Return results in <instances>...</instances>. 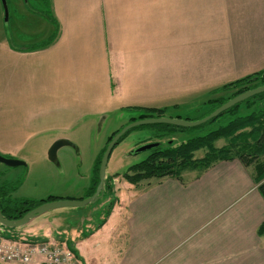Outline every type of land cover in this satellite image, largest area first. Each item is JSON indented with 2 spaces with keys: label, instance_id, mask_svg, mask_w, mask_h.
Instances as JSON below:
<instances>
[{
  "label": "rangeland",
  "instance_id": "1",
  "mask_svg": "<svg viewBox=\"0 0 264 264\" xmlns=\"http://www.w3.org/2000/svg\"><path fill=\"white\" fill-rule=\"evenodd\" d=\"M5 1L6 21L0 3V46L10 50H0V156L24 165L8 167L0 163V186L5 183L4 190L9 191L11 201L16 204L36 202L49 195L86 199L83 192L93 178L94 164L107 137L129 118L141 114L129 106L154 105L166 108L165 118L196 121L207 113L206 108L198 110L213 91L247 75L264 73V36L252 38L254 46L260 49L259 57L253 60L238 56L239 52L224 53V0H159L166 5L172 2L182 11V15L166 21V26L188 28L180 39L184 43L187 40L191 47L185 45L176 52L166 48L165 93L155 98L145 93L142 85L126 77L119 64H115L118 83L111 76L113 70L109 66L92 73L96 64L82 62L87 50L79 37L72 49H65L67 42L63 41L64 49L49 52L46 62L44 55L19 59L12 52L13 47H29L45 41L51 35L50 30L54 35V27L47 23L44 29L42 21L52 17L51 0ZM34 13L42 19L32 18ZM44 30L47 36L39 37ZM56 40L57 36L52 44ZM102 68L103 75L99 76ZM223 122L219 120L209 129ZM154 131L151 125L134 127L112 149L105 174L118 175L111 180V191L88 210L89 213L102 208L94 222L105 216V203V206L113 204L114 187L129 185L120 174L146 157L147 151L134 152L154 142L151 139ZM190 136V133L174 132L160 142L163 147L169 142L177 145ZM57 139H65L68 144L60 147L51 161L47 153ZM223 144L219 141L216 146ZM202 155L198 152L195 158ZM47 216L50 215L44 213L32 220L29 230L34 233L31 235L25 233L29 224L18 228L21 231L0 226V235L23 243L43 241V235L38 234L50 229Z\"/></svg>",
  "mask_w": 264,
  "mask_h": 264
},
{
  "label": "crops",
  "instance_id": "2",
  "mask_svg": "<svg viewBox=\"0 0 264 264\" xmlns=\"http://www.w3.org/2000/svg\"><path fill=\"white\" fill-rule=\"evenodd\" d=\"M51 9L54 21L43 18V27L47 23L54 27L57 40L34 51H26L25 45L13 47L19 59L44 55L46 62L49 52L64 49L63 41L65 49H72L79 37L87 50L82 62L96 64L92 73L109 66L118 83L115 64H119L126 77L155 98L165 93L166 48L176 52L191 47L180 39L188 28L166 26V21L182 15L172 2L51 0ZM32 18L42 19L38 13ZM46 32L39 37L45 38ZM254 36H264V0H224V53L239 52L250 60L259 57ZM188 40L192 41L190 32ZM3 49L9 48L0 46ZM252 174V168L235 159L216 163L201 174L183 172L182 181L164 178L145 186L114 187L113 204L102 219L93 221L102 209L88 213L93 206L51 210L47 212L50 229L38 234L43 241L30 243L65 247L78 264H264V236L256 233L264 222V199ZM91 183L92 178L83 192L85 198ZM31 222L27 235L34 233L29 230Z\"/></svg>",
  "mask_w": 264,
  "mask_h": 264
},
{
  "label": "trees",
  "instance_id": "3",
  "mask_svg": "<svg viewBox=\"0 0 264 264\" xmlns=\"http://www.w3.org/2000/svg\"><path fill=\"white\" fill-rule=\"evenodd\" d=\"M47 20L50 22L54 21L52 17ZM56 36L57 33H54L43 44L31 45L25 50L34 51L45 48L53 43ZM262 74L263 72H258L247 75L224 84L213 91L212 96L198 110L200 112L202 108H206L207 113L197 120L207 116L233 97L264 85ZM132 108L140 110L141 114L137 117L129 118L125 124L107 137L105 146L94 164L92 183L87 197L94 193L98 184L100 160L112 137L131 122L146 118L163 117V113L166 111V108ZM242 109L245 110L244 113ZM183 120L191 121L192 119ZM219 120H224L223 124H218L215 128L209 129L212 124H215ZM151 126L155 128L151 139H153V143H156L157 146L148 150L143 160L129 166L124 173L120 174L130 185L136 186L144 181L151 180L158 182L164 178H174L182 181L183 172L190 171L201 174L216 163L236 159L244 167L252 168L253 181L257 185L261 197L264 199V93L255 95L226 110L218 117L194 128H178L164 124ZM174 132L190 133L191 136L177 145L169 142L167 146L163 147L160 141ZM219 141L224 142L221 147L216 146V143ZM198 152H202L203 155L200 158H195V154ZM117 175L114 174L111 177H106L104 197L111 191V180L117 177ZM4 185L5 183H2L0 186V210L4 218L9 220L20 219L26 212L40 204L58 199L57 197L50 196L36 202L22 201L16 204L11 201L9 191L4 190L6 188ZM110 208L111 204H108L105 209V215L109 213ZM256 233L258 236H264V222L258 226ZM1 238L2 236L0 235Z\"/></svg>",
  "mask_w": 264,
  "mask_h": 264
},
{
  "label": "water",
  "instance_id": "4",
  "mask_svg": "<svg viewBox=\"0 0 264 264\" xmlns=\"http://www.w3.org/2000/svg\"><path fill=\"white\" fill-rule=\"evenodd\" d=\"M1 7L4 14V20H7V5L5 0H0ZM262 77L264 78V73L262 74ZM264 93V85L258 86L254 89L248 90L244 93H241L232 99L228 100L218 108H216L214 111H212L207 116L203 117L202 119L196 120V121H188V120H182L179 118H165V117H159V118H146L142 120H137L134 122H131L127 125H125L119 132H117L110 142L107 144L105 151L103 152V155L100 160L99 168H98V184L95 188L94 193L83 200H54L50 202H45L40 204L39 206L31 209L30 211L26 212L20 219L17 220H9L4 218V216L1 213L0 210V226L7 229H18L25 225H28L33 219L43 215L44 213H47L48 211L54 210V209H60V208H82L86 207L88 205H94L96 202L99 201V199H102L105 193V185H106V174H105V167L108 161V158L110 156V153L114 146L117 144L118 140L129 130H131L134 127L138 126H146V125H170L178 128H194L197 126H200L207 121L214 119L218 117L221 113L225 112L226 110L232 108L233 106L255 96L258 94ZM67 141L64 139H57L53 142L51 147L48 150L47 156L48 159L53 161L55 158L56 151L64 146L67 145ZM156 143L144 145L138 149L135 150L136 153H140L143 151H148L154 147H156ZM0 163L8 166V167H15V166H23L24 164L19 161L6 159L0 156Z\"/></svg>",
  "mask_w": 264,
  "mask_h": 264
},
{
  "label": "built area",
  "instance_id": "5",
  "mask_svg": "<svg viewBox=\"0 0 264 264\" xmlns=\"http://www.w3.org/2000/svg\"><path fill=\"white\" fill-rule=\"evenodd\" d=\"M0 264H78L73 253L56 244L0 241Z\"/></svg>",
  "mask_w": 264,
  "mask_h": 264
}]
</instances>
